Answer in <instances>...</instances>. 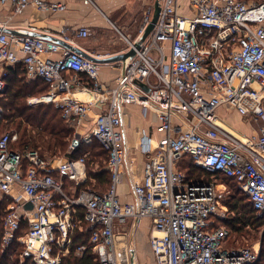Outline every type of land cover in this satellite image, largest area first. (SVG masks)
<instances>
[{
    "label": "built area",
    "instance_id": "2783aa9c",
    "mask_svg": "<svg viewBox=\"0 0 264 264\" xmlns=\"http://www.w3.org/2000/svg\"><path fill=\"white\" fill-rule=\"evenodd\" d=\"M81 1L99 8L97 0ZM0 3L10 4L16 13L30 5L49 12L67 9L60 0ZM161 4L160 17L144 41L141 36L154 6L147 9L139 35L134 40L124 36L135 55L125 68L123 62L119 64L112 88L100 80V64L81 53L52 39L0 30V95L7 88L9 68L23 64L29 79L41 78L49 85L46 93L28 102L54 103L74 128L79 129L94 105H100L91 136L84 141L97 138L102 143L112 173L106 192L91 187L79 190L88 180L86 157L50 159L37 149L15 150L11 143L18 133L2 134L3 252L19 243L21 257L33 264H63L76 233L88 231L100 264H126L131 232L117 235L116 229L149 219L155 264L260 260V245L226 247L229 229L217 225L229 212L223 196L226 189L207 176L222 173L251 199L260 216L264 214V1L161 0ZM74 33L88 37L92 28L82 26ZM60 39L74 42L65 29ZM76 90L91 97L80 99ZM127 103L154 109L164 136L142 139L147 155L144 174L133 183V200L123 202L118 184L126 152L123 106ZM224 105L258 124L257 132L244 135L235 130L219 113ZM2 113L0 107V118ZM77 144L74 141L69 151ZM87 250V245L79 244L75 254Z\"/></svg>",
    "mask_w": 264,
    "mask_h": 264
},
{
    "label": "crops",
    "instance_id": "0c3cea01",
    "mask_svg": "<svg viewBox=\"0 0 264 264\" xmlns=\"http://www.w3.org/2000/svg\"><path fill=\"white\" fill-rule=\"evenodd\" d=\"M60 1L66 2L67 9L59 12L43 11L30 5L20 13H16L10 4L0 3V23L16 30L34 32L39 34V37L49 40L51 37L60 38L61 31L65 29L73 36L72 45L86 53L105 59L128 50L124 36L129 38V35L134 33L132 29L136 20H141L140 27L132 39L139 35L147 9L155 4V0H97L99 8H96L81 0ZM183 1L187 3V0ZM184 11L189 12L188 8H185ZM82 26L96 29L98 38L87 41L92 34L88 37L75 35L74 31ZM120 63L122 62L99 63L100 80L108 88L117 84ZM74 92L77 97L83 100H88L91 97L81 90ZM100 110V105H94L88 113L86 121L79 127V131L91 130ZM123 113L126 152L118 193L122 201L125 202L133 200V183L141 179L144 174L147 155L142 148V139L146 137L160 139L164 136V132L159 129V119L154 109L145 108L136 103H127L123 106ZM219 113L235 130L244 132V135L256 133L259 128L258 124L250 122L232 107L224 105L220 107ZM181 166L185 168L184 163Z\"/></svg>",
    "mask_w": 264,
    "mask_h": 264
},
{
    "label": "trees",
    "instance_id": "16d2710c",
    "mask_svg": "<svg viewBox=\"0 0 264 264\" xmlns=\"http://www.w3.org/2000/svg\"><path fill=\"white\" fill-rule=\"evenodd\" d=\"M83 76L84 79H87L85 75ZM48 88L49 85L41 78L29 79L23 64L11 66L7 78V88L4 94L0 95V107L3 110L0 126L7 129L0 132V136L13 130L18 133V139L11 143L12 149H37L43 157L50 159L63 155L74 159L86 157L87 171L90 177L86 183L79 187V190L93 184L98 185V188L94 189L100 193L106 192L111 186L112 173L108 168L109 154L102 143L97 138H95L94 144L93 141L80 140L75 149L70 152L69 146L74 142L75 129L67 123L62 110L54 103L30 104L28 102L30 97L44 94ZM90 163L93 164V168H90L91 171H89ZM95 165L97 168H94ZM94 169L96 171H93ZM196 173L200 175L201 170L196 169ZM207 178L226 179L222 173H217L213 177L208 175ZM240 192L244 196L237 200L234 197L230 198L227 216L219 218L217 221L218 226H225L229 229L226 245L231 242L229 238L232 233L240 234L244 230L260 229L264 226V214L260 216L251 199L241 189ZM245 198L247 201L242 204L241 201ZM79 244L88 246V250L83 255L75 254V248ZM92 246L90 232L78 231L75 235L72 252L65 256L63 264H100ZM22 251L23 246L19 243L12 245L4 252L0 248V264H33L30 259L21 257ZM256 264H264V238L261 257Z\"/></svg>",
    "mask_w": 264,
    "mask_h": 264
},
{
    "label": "rangeland",
    "instance_id": "374dc122",
    "mask_svg": "<svg viewBox=\"0 0 264 264\" xmlns=\"http://www.w3.org/2000/svg\"><path fill=\"white\" fill-rule=\"evenodd\" d=\"M248 1H255V0H248ZM8 10V9H6ZM140 22L141 20H136L134 21V33L129 35L130 40H134L136 34L138 32V28L140 27ZM92 35L90 38L87 39V41H93L97 37V30L93 29ZM0 132H3L7 129H4L2 126H0ZM75 129V139L74 141L77 140H84V137L89 136L91 133V130H86V131H79L78 128ZM237 130V129H236ZM79 132V133H78ZM241 133L244 134V132L240 131ZM91 136V135H90ZM93 141V142H92ZM93 144L96 142L95 138H91V141ZM72 144V143H71ZM70 144V145H71ZM70 147V146H69ZM64 156V155H63ZM93 164H89V171H91V167ZM93 168V167H92ZM94 168H97L95 165ZM88 174V178H89ZM218 182H220L221 189L223 191L226 189V194L223 193V196L226 200H231L230 198L234 197L236 200L239 199L240 197H243V193L240 192V188L231 180L228 179H219ZM91 188H98V185H90ZM246 198L241 201L242 204L246 203ZM223 208V207H222ZM264 221V220H263ZM132 222H128V225L126 226V229L123 228H117L116 229V234L119 235L120 233L125 232H131V237L129 239H126V241L129 243V250L128 253H130V259L126 264H133L132 262V252L135 253V264H155L153 255L151 253V248H150V237L152 233V227L150 225V220L145 219L142 221H139L135 226L132 225ZM264 225V224H263ZM264 238V226H262L260 229L255 228V229H250V230H244V232L240 234L232 233L230 236V243L226 245V247H232V246H251V247H256L260 245L261 250H262V241ZM123 264V263H120Z\"/></svg>",
    "mask_w": 264,
    "mask_h": 264
},
{
    "label": "water",
    "instance_id": "95a60500",
    "mask_svg": "<svg viewBox=\"0 0 264 264\" xmlns=\"http://www.w3.org/2000/svg\"><path fill=\"white\" fill-rule=\"evenodd\" d=\"M161 10H162V4H161V0H155V4H154V13H153V17L150 21V23L148 24V26L146 27L144 33L141 36V41H144L148 35L153 31L155 24L157 23L160 14H161ZM0 30L5 31L9 34L12 35H33V36H38L39 34H36L34 32H30L27 30H16L13 29L11 27H9L8 25H0ZM52 40L68 47L69 49L75 50L79 53H81L82 55H84L85 57L97 62V63H105V62H115V61H121L123 62V67L125 68L127 62L135 55V50L134 49H129L127 51H125L124 53H120L114 56H111L109 58H105L102 59L100 57H96L94 55H91L89 53H86L85 51H83L82 49H80L79 47H76L72 44H69L67 42H65L64 40L57 38V37H51ZM139 46V45H137ZM146 90H148V88L145 85H142ZM75 142H79V140H75ZM27 208H32L31 204H27ZM132 262L133 264H135V253L132 252Z\"/></svg>",
    "mask_w": 264,
    "mask_h": 264
}]
</instances>
